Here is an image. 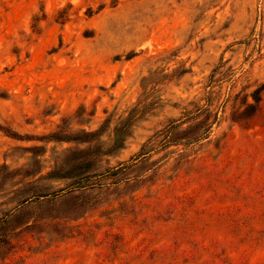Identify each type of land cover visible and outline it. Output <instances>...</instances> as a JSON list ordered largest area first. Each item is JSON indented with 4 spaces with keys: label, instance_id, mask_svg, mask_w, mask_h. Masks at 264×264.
I'll return each mask as SVG.
<instances>
[{
    "label": "rangeland",
    "instance_id": "obj_1",
    "mask_svg": "<svg viewBox=\"0 0 264 264\" xmlns=\"http://www.w3.org/2000/svg\"><path fill=\"white\" fill-rule=\"evenodd\" d=\"M7 214L0 264H264V0H0Z\"/></svg>",
    "mask_w": 264,
    "mask_h": 264
},
{
    "label": "trees",
    "instance_id": "obj_2",
    "mask_svg": "<svg viewBox=\"0 0 264 264\" xmlns=\"http://www.w3.org/2000/svg\"><path fill=\"white\" fill-rule=\"evenodd\" d=\"M145 81V78L142 80V82ZM147 81V80H146ZM251 97L253 98L254 102L259 101V92L255 91ZM157 104V101L153 102H145L144 100H141L138 102V104L130 111L127 120L125 121V125L118 130L119 136L117 140L114 142V145L112 147V152L118 151L122 148V141L123 137L125 136L126 131L129 129V127L137 122L138 120L145 117L152 108ZM246 106L245 111H250L253 109L252 104H244ZM242 112L241 116H246L245 113ZM192 114H194L192 117H190ZM248 116V115H247ZM186 121L184 122H178V121H170L168 125H166L155 137H160L159 146L160 147H169V146H178V145H184V146H191L197 144L199 141L206 139L211 131L212 123H210V120L212 118L211 112L208 110L197 109L195 113H189L186 112L185 116ZM246 118V117H245ZM249 118V117H247ZM187 124L185 128H182L181 126ZM99 130L98 133H100ZM87 137H92V135L86 134ZM147 146H143L141 149V152L139 154V158H145L147 157L152 150H147ZM133 164H126L124 166H120L117 169H111L108 171H105L107 175L105 176H117L118 174L123 173L125 170H127L130 166ZM103 173L97 175L95 172L92 173V175H89L83 179L85 180H91L96 176H101ZM82 184V183H81ZM47 195H40L39 193H33V197H36V199L40 197H44ZM7 218H9V214L5 215L3 219L0 220V227H7L8 221Z\"/></svg>",
    "mask_w": 264,
    "mask_h": 264
}]
</instances>
